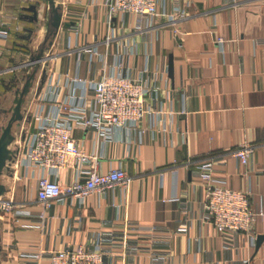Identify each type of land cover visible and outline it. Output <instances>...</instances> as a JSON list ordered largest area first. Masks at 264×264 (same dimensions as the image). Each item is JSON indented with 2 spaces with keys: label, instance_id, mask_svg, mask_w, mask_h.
I'll use <instances>...</instances> for the list:
<instances>
[{
  "label": "crops",
  "instance_id": "1",
  "mask_svg": "<svg viewBox=\"0 0 264 264\" xmlns=\"http://www.w3.org/2000/svg\"><path fill=\"white\" fill-rule=\"evenodd\" d=\"M51 1L0 0V25L10 32L8 40L0 41V110L9 96L7 84L15 80L17 89V83L23 87L35 69L33 58L42 54L46 59L26 97L25 119L13 128L14 135L19 133L10 148L18 147L20 153L0 178L6 188L1 199L34 214L44 211V224L29 227L30 220L16 221L0 213V264H20L22 251L39 247L60 252L88 245L99 232L125 220L137 222L129 231L142 234L140 244L148 248L152 242L145 236L150 228L174 231L184 218L190 220L189 233L174 236L169 248H156L173 258L170 264H264V240L252 248L246 234H221L203 220L205 183L196 175L200 163L224 158L215 166V178L250 194L251 208L258 214L257 240L264 236V44H257L264 42V0H189L185 18L170 23L158 17L144 32L146 39L136 30L135 17L110 24L104 0ZM31 5L38 8L37 22L28 18L33 16L26 11ZM54 5L61 8L62 23L52 37ZM171 8L168 3L167 12ZM73 22L80 24L78 34L66 25ZM48 37L52 41L43 46ZM119 74L146 84V105L162 114L156 113L153 122L146 117L137 129L118 130L107 143L93 130L74 128L73 136L88 158L86 166L72 159L65 169L49 173L30 164L26 155L37 126L34 116L55 112L48 95L58 89V100H67L74 79L89 83ZM92 96L89 90L88 99ZM242 146L255 149L249 166L233 156ZM117 167L130 178L129 188L94 193L82 204L54 201L46 210L38 201L42 177L71 184ZM104 264L120 262L106 256ZM128 264L151 260L143 253Z\"/></svg>",
  "mask_w": 264,
  "mask_h": 264
},
{
  "label": "built area",
  "instance_id": "2",
  "mask_svg": "<svg viewBox=\"0 0 264 264\" xmlns=\"http://www.w3.org/2000/svg\"><path fill=\"white\" fill-rule=\"evenodd\" d=\"M241 1L232 0L234 4ZM168 3L171 4V12H167ZM190 6L189 0L103 1L110 24L126 16L135 17V28L143 33V39L147 37L144 32L153 27L158 17L173 23L185 18ZM160 7L163 8L162 13L159 12ZM67 15L84 18L82 14L76 12H68ZM70 30L78 34L80 24L73 22ZM9 36L7 25H0V41L8 40ZM218 44L222 45L223 42ZM257 44L263 45L264 42L259 41ZM2 55L3 50L0 48V57ZM72 82L74 86L69 99L58 100L60 94L58 89H54L52 95L46 98L48 102L55 103V112L52 115L34 116L37 126L28 143L27 160L49 173L65 169L72 159L80 166H86L88 158L73 136L74 128L93 130L97 138L107 143L113 140L118 130L137 129L146 117H150L153 122L156 113L162 114L146 105V95L150 88L139 79L119 74L106 75L99 81L89 83L79 78ZM89 90L93 92L90 99L87 97ZM254 152L253 147L242 146L234 151L233 156L242 165L249 166ZM219 162H224V158L209 159L196 168L197 177L205 183L203 220L212 224L221 234H246L249 246L254 248L257 244L254 224L258 214L251 208L250 194L234 190L229 187L226 180L215 178V166ZM130 184V178L121 167L112 168L104 174L94 172L88 178L76 180L71 184H60L42 177L38 181L37 197L46 210L54 201L71 199L82 204L94 193L105 195L109 189L117 186L127 189ZM0 213L10 214L16 221L30 220L32 224L27 225L29 227H41L45 219L44 211L34 214L27 207L10 199H0ZM189 221L184 218L174 231L150 228L145 236L152 242V246L148 248L140 244L142 234H133L129 231L130 227L137 226V222L125 220L111 230L99 232L88 245L60 252H48L40 247L33 251L26 250L20 253L19 261L20 264H104L106 256H113L120 264H128L132 258L146 253L151 264H170L173 258L156 248L160 246L169 248V242L174 236L187 235L190 229Z\"/></svg>",
  "mask_w": 264,
  "mask_h": 264
},
{
  "label": "water",
  "instance_id": "3",
  "mask_svg": "<svg viewBox=\"0 0 264 264\" xmlns=\"http://www.w3.org/2000/svg\"><path fill=\"white\" fill-rule=\"evenodd\" d=\"M54 3V0L51 1ZM53 12L51 15V26L52 32L51 36L55 37L62 23V12L60 7H56L55 5L52 7ZM27 12H31L33 16H28L29 19L38 21V8L36 5H31L26 8ZM67 26H71L72 23L66 24ZM46 59L44 56L38 55L31 61V66H34L35 69L33 72L27 74L25 78V83L22 88H18L15 92V99L13 100V104L10 108L3 110V117H0V178L2 175L10 171L11 165L16 161L18 155L20 153V148L11 149L10 147L16 141V136L13 133L14 126L20 127L21 123L24 121V113L23 106L26 101V97L31 91L33 87L34 81L36 80L37 74L40 69V65ZM43 74L41 81L44 82ZM5 115V116H4ZM7 119V120H6ZM7 121L6 124H3L4 121ZM6 188L4 185L0 183V199L5 194ZM264 240V236H259L257 240V248L261 245Z\"/></svg>",
  "mask_w": 264,
  "mask_h": 264
},
{
  "label": "rangeland",
  "instance_id": "4",
  "mask_svg": "<svg viewBox=\"0 0 264 264\" xmlns=\"http://www.w3.org/2000/svg\"><path fill=\"white\" fill-rule=\"evenodd\" d=\"M50 40L52 41V39L51 38H47V41L44 43V45L43 46H47L49 43H50ZM45 51H46V49H45ZM43 55H45V52H44V54ZM45 57V56H44ZM41 66V65H40ZM18 71V70H17ZM16 71V72H17ZM18 73V72H17ZM19 80V79H18ZM21 80V79H20ZM13 81H15V80H12L9 84H7V91L9 92V96H8V99L7 100H3V103H2V105H3V107H5V109H8L9 107H11L12 106V101H13V99L15 98V90L17 89V87H16V84L14 85V82ZM20 82V81H19ZM21 84V83H20ZM19 83H17V85L20 87V88H22V86L20 85ZM1 111V110H0ZM7 123V121L5 120L4 121V123L3 124H6ZM19 132H18V130H16V132H15V135L16 134H18Z\"/></svg>",
  "mask_w": 264,
  "mask_h": 264
},
{
  "label": "flooded vegetation",
  "instance_id": "5",
  "mask_svg": "<svg viewBox=\"0 0 264 264\" xmlns=\"http://www.w3.org/2000/svg\"><path fill=\"white\" fill-rule=\"evenodd\" d=\"M5 109V108H4ZM4 109H2L1 111H0V117H3V110ZM5 116V115H4ZM7 120V119H6Z\"/></svg>",
  "mask_w": 264,
  "mask_h": 264
},
{
  "label": "trees",
  "instance_id": "6",
  "mask_svg": "<svg viewBox=\"0 0 264 264\" xmlns=\"http://www.w3.org/2000/svg\"><path fill=\"white\" fill-rule=\"evenodd\" d=\"M15 85V84H14Z\"/></svg>",
  "mask_w": 264,
  "mask_h": 264
}]
</instances>
